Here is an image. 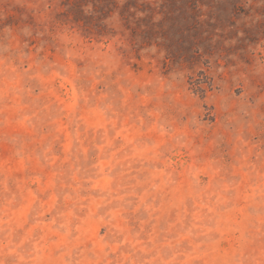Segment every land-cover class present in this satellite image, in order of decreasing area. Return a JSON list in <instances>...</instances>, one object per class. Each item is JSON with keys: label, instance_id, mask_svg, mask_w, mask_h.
<instances>
[{"label": "rangeland", "instance_id": "obj_1", "mask_svg": "<svg viewBox=\"0 0 264 264\" xmlns=\"http://www.w3.org/2000/svg\"><path fill=\"white\" fill-rule=\"evenodd\" d=\"M0 264H264V0H0Z\"/></svg>", "mask_w": 264, "mask_h": 264}, {"label": "trees", "instance_id": "obj_2", "mask_svg": "<svg viewBox=\"0 0 264 264\" xmlns=\"http://www.w3.org/2000/svg\"><path fill=\"white\" fill-rule=\"evenodd\" d=\"M191 82L193 83V81H191ZM194 83H196V84H194ZM194 83L193 84L197 85L196 87H198V88H195V91H197L199 89L200 90L204 89V86L206 85V83L210 87V89H212V87H213V83L211 80H203L202 78H199V80H194ZM201 92L203 94V91H200V93Z\"/></svg>", "mask_w": 264, "mask_h": 264}]
</instances>
